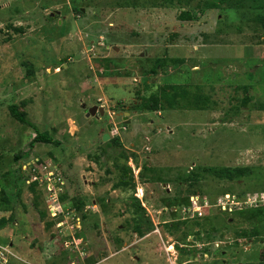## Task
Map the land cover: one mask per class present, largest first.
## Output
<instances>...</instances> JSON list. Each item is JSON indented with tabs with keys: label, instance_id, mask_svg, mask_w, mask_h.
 Listing matches in <instances>:
<instances>
[{
	"label": "rangeland",
	"instance_id": "1",
	"mask_svg": "<svg viewBox=\"0 0 264 264\" xmlns=\"http://www.w3.org/2000/svg\"><path fill=\"white\" fill-rule=\"evenodd\" d=\"M207 1L0 0L7 264H264V0L200 16ZM172 85L190 93L175 108H137ZM11 105L60 144L30 148ZM43 161L65 181L56 214ZM203 167L249 172L188 180Z\"/></svg>",
	"mask_w": 264,
	"mask_h": 264
},
{
	"label": "trees",
	"instance_id": "2",
	"mask_svg": "<svg viewBox=\"0 0 264 264\" xmlns=\"http://www.w3.org/2000/svg\"><path fill=\"white\" fill-rule=\"evenodd\" d=\"M210 1H207V3ZM243 0H212V2L208 3L205 5V7H202L200 10V14H204L207 10H215V9H222V7L227 6L229 7L228 9L224 10H235L239 11L241 4ZM75 12L82 13L78 9L74 8ZM180 21H196L198 19V14L196 12H189L185 11L182 12L181 15L179 16ZM256 20L259 22L261 27L264 29V16H258ZM170 90L172 91L170 94L166 92H162L160 95H153L149 98V103H145L143 106L141 105H136L137 108L141 109H150L152 111H161L164 109V106L167 105L170 108H175L177 106V100H186L190 93L187 90H181L179 86L177 85H172L170 87ZM201 98H196V103L200 102ZM247 101H244V104H246ZM9 112L11 116L20 124L24 126H28L32 128L36 134L35 138L32 140L30 143V148H34L36 144L42 143V144H50V145H55L58 146L60 143L53 139L49 133L47 132H41L38 127L33 124L27 117V115L21 111H19L18 107L16 105H11L9 106ZM116 144H118V139ZM131 172V169H129ZM249 170L244 167H236V168H229V167H221V168H216V167H203L201 168V171H193L189 174L187 177L189 181L191 182H198L202 180L205 177L211 176V177H217L220 179L224 180H229V181H239L243 179L244 177L247 176ZM63 175L65 176V173L62 171ZM66 177V176H65ZM132 182V178L129 182H121V185L127 186L130 185ZM35 185H31V189L34 191L35 190ZM2 194V199L1 202L2 204H9L8 197L6 196L4 190H1ZM62 201H64L65 196H61ZM61 200V199H60ZM78 200V199H77ZM188 203V199H181L178 204H186ZM84 206V203L80 200L77 201V210L81 212L82 207ZM88 213H82L81 217L84 220L88 218ZM14 218L10 217L9 220H2L0 222V228L3 229L5 228L10 222H13ZM79 237H84V232L82 235H78Z\"/></svg>",
	"mask_w": 264,
	"mask_h": 264
},
{
	"label": "built area",
	"instance_id": "3",
	"mask_svg": "<svg viewBox=\"0 0 264 264\" xmlns=\"http://www.w3.org/2000/svg\"><path fill=\"white\" fill-rule=\"evenodd\" d=\"M41 166V170L44 171L43 177L41 175L42 178L39 179L38 176L34 175L33 177V182L34 183H44L43 188L46 191V194L48 196V200H49V204L51 206V210L53 208H55V205L60 203V199L61 196L64 194V187H65V181H64V177L62 176L61 172L59 171L58 168H56L53 164H51L50 162H46L43 161ZM226 198H229V196H226ZM228 200V199H226ZM225 200V201H226ZM225 201H220L219 206L222 208V210H225V208L227 207L226 205H230L229 203H225ZM194 202V201H193ZM199 201H195L194 202V212L198 213L199 216L203 217L204 215H206L209 212V208L210 205L204 201L203 205H200L202 203H198ZM235 201H233L232 205L235 204ZM249 203H251L252 201H248ZM231 206V205H230ZM233 209V208H232ZM57 210H59L57 208ZM56 210V211H57ZM231 209H229L230 211ZM55 210H52V212H54L56 214ZM56 216V215H54ZM61 223V222H59ZM8 259L6 258L5 254L3 251H0V264H7Z\"/></svg>",
	"mask_w": 264,
	"mask_h": 264
},
{
	"label": "water",
	"instance_id": "4",
	"mask_svg": "<svg viewBox=\"0 0 264 264\" xmlns=\"http://www.w3.org/2000/svg\"><path fill=\"white\" fill-rule=\"evenodd\" d=\"M85 108H86V106L84 105V109ZM97 112H99L101 116H103V114H104V111L102 108L98 109L97 107H92L88 110L87 117L95 116L97 114ZM108 140H109V135L108 134L104 135L103 141H108Z\"/></svg>",
	"mask_w": 264,
	"mask_h": 264
},
{
	"label": "crops",
	"instance_id": "5",
	"mask_svg": "<svg viewBox=\"0 0 264 264\" xmlns=\"http://www.w3.org/2000/svg\"><path fill=\"white\" fill-rule=\"evenodd\" d=\"M226 11H233V10H226ZM202 15V13L200 14V16ZM220 16H222V14L220 15ZM215 47V46H214Z\"/></svg>",
	"mask_w": 264,
	"mask_h": 264
}]
</instances>
